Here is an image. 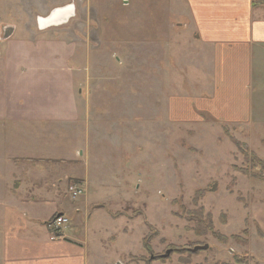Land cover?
Here are the masks:
<instances>
[{
	"label": "rangeland",
	"instance_id": "1",
	"mask_svg": "<svg viewBox=\"0 0 264 264\" xmlns=\"http://www.w3.org/2000/svg\"><path fill=\"white\" fill-rule=\"evenodd\" d=\"M17 5L3 0L0 7V22L18 26L14 38L30 24L36 31L37 17L48 14ZM75 7L46 36L74 47L69 65L80 117L44 131L1 121L0 193L13 177L5 162L10 156L35 165L73 164L105 177L104 188L91 195L98 194L89 213L102 211L89 224L90 264H264V234L252 216L264 206V171L233 141L264 161V76L252 77L254 98L263 96L255 102L260 120H218L196 105L209 97L200 86L207 87L211 74L204 72L209 61L202 69L197 58L192 29L176 26L185 3L76 0ZM74 139L81 146L70 157ZM40 143L44 155H36ZM58 164L57 173L70 170ZM68 183L72 201L87 196L86 182ZM71 186L83 189L77 199Z\"/></svg>",
	"mask_w": 264,
	"mask_h": 264
},
{
	"label": "crops",
	"instance_id": "2",
	"mask_svg": "<svg viewBox=\"0 0 264 264\" xmlns=\"http://www.w3.org/2000/svg\"><path fill=\"white\" fill-rule=\"evenodd\" d=\"M17 1L23 11L48 14L37 17L36 31L30 24L17 38L14 37L18 26L0 22V123H28L43 131L59 125L66 128L80 117L75 72L69 65L74 47L57 40L56 36H46L51 28L62 24L41 28L40 20L66 6L72 5L75 12L76 0ZM80 1L86 3V0ZM175 1L186 5V11H176L180 22L176 26L192 29L193 42L199 45L195 53L202 69L203 61H209L210 68L207 66L204 72L211 74V82L207 87L200 86V90L210 94L200 101L197 99V107L227 123L252 122L253 117L260 120L262 115L256 110L255 102L256 98L263 99L264 94L256 92L258 95L254 98L252 77L264 76V0ZM17 6L7 13L18 11ZM5 25L14 30L2 41ZM182 114L187 116L186 111ZM80 141L74 139L70 157L77 154L74 151L81 146ZM37 146L36 155H44L46 149L41 143ZM14 157L5 161L14 172L7 184L9 190L0 193V264H90L89 224L102 211L89 213L98 194L94 198L91 195L94 188H104L105 177L92 175L89 170L82 171L69 163L35 165L36 162ZM57 164L70 166V170L57 173L54 168ZM69 179L87 183L85 198L78 202L71 200ZM255 211L253 220L264 234V206ZM58 215L69 218L77 229L65 225L61 236L55 235L49 223ZM89 217V223L84 224V219ZM80 225L84 226L83 235L79 232Z\"/></svg>",
	"mask_w": 264,
	"mask_h": 264
},
{
	"label": "water",
	"instance_id": "3",
	"mask_svg": "<svg viewBox=\"0 0 264 264\" xmlns=\"http://www.w3.org/2000/svg\"><path fill=\"white\" fill-rule=\"evenodd\" d=\"M54 12H59L58 13V19H62L63 21L61 22H64L66 21L65 23L68 22V20L74 16V9H73V6H66L64 8H58V9H55L53 12L50 13V15L48 17H50ZM47 17V18H48ZM46 18V19H47ZM66 19V20H65ZM49 26V23H44L41 27L42 28H45V27H48ZM13 27H3L2 28V41L4 40H7L13 33ZM208 249V246H204V247H196L193 251L194 252H197L198 250H206Z\"/></svg>",
	"mask_w": 264,
	"mask_h": 264
},
{
	"label": "trees",
	"instance_id": "4",
	"mask_svg": "<svg viewBox=\"0 0 264 264\" xmlns=\"http://www.w3.org/2000/svg\"><path fill=\"white\" fill-rule=\"evenodd\" d=\"M234 143L237 145V147L239 148L240 152L244 155L246 161L251 159V162L253 163V165H257V167H260L262 169V171H264V161L260 160L255 154L253 153H249L247 146L245 144H241L240 142L236 141L235 139H233ZM243 172L247 173L246 170H243ZM200 196L202 194H204L203 192H199L198 193ZM209 219V227L208 228L210 231H213V225H212V219H211V215L208 216ZM216 233V232H215ZM216 235L219 236L218 233H216ZM237 238V237H235ZM238 264H243L241 262H238Z\"/></svg>",
	"mask_w": 264,
	"mask_h": 264
},
{
	"label": "built area",
	"instance_id": "5",
	"mask_svg": "<svg viewBox=\"0 0 264 264\" xmlns=\"http://www.w3.org/2000/svg\"><path fill=\"white\" fill-rule=\"evenodd\" d=\"M70 193L72 194V198L73 199H77L78 197H80L83 193V189H81V187H74L71 186L69 188ZM69 222V219L64 216V215H60L55 217L50 223H49V227L52 229V231L56 234H59L62 227L67 224Z\"/></svg>",
	"mask_w": 264,
	"mask_h": 264
},
{
	"label": "bare ground",
	"instance_id": "6",
	"mask_svg": "<svg viewBox=\"0 0 264 264\" xmlns=\"http://www.w3.org/2000/svg\"><path fill=\"white\" fill-rule=\"evenodd\" d=\"M58 13L59 12H54L50 17H48L47 19H41L40 20V25L42 26L44 23H49L48 27L51 26H57V25H61V24H65L66 21H63L62 19H58ZM66 20V19H65ZM42 28V27H41Z\"/></svg>",
	"mask_w": 264,
	"mask_h": 264
}]
</instances>
